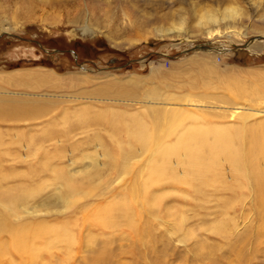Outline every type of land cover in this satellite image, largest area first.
Wrapping results in <instances>:
<instances>
[{"label": "rangeland", "instance_id": "374dc122", "mask_svg": "<svg viewBox=\"0 0 264 264\" xmlns=\"http://www.w3.org/2000/svg\"><path fill=\"white\" fill-rule=\"evenodd\" d=\"M240 105L264 109V0H0V222L54 225L98 206L99 216L142 229L89 234L79 218L73 253L57 242L38 264H97L104 250L105 264H264V113L231 117ZM183 137L194 159L219 160L218 170L158 185L159 151ZM44 154L71 174L98 161L89 181L76 173L71 185L105 195H81L64 213L24 215L22 206L19 219L7 216L15 195L39 192L28 205L50 195ZM10 240L0 233L5 250Z\"/></svg>", "mask_w": 264, "mask_h": 264}, {"label": "bare ground", "instance_id": "6f19581e", "mask_svg": "<svg viewBox=\"0 0 264 264\" xmlns=\"http://www.w3.org/2000/svg\"><path fill=\"white\" fill-rule=\"evenodd\" d=\"M85 25H86V23H85ZM173 25H171V26H173ZM167 28H169V26ZM86 29H87L86 27H83V31H85ZM171 29L173 31V27ZM161 33H166L167 34V30H166V32H161ZM140 38H142V36H140V35L138 36L137 35L136 39H140ZM42 76H44V75H42ZM48 77L50 78L51 76L48 75ZM36 78H38V76ZM52 79H54V78H52ZM149 102H150V104L154 103L152 101H149ZM194 105H196V104L194 103ZM196 106H198V105H196ZM199 106H200V104H199ZM212 106H214V105H212ZM258 111H261L262 113H264V109H262V110L256 109V108L253 109L250 106L241 107V105H240L239 107H235V112L234 113H231V114L229 113V114H230L231 117L241 118V119L245 120L244 119L245 117H249V116H252V115L255 116L258 113ZM244 115H245V117H244ZM84 125H85L84 123L80 124V126H84ZM60 134L62 135V133H60ZM140 135L141 134H137L136 136H140ZM66 137H68V136H66ZM69 137H71V136H69ZM88 139H89V137H88ZM142 142H143V147L142 148L146 149V145L144 144V141H142ZM142 142L139 141V143H142ZM24 146L27 147V145H25V143H24ZM73 146L76 147L75 144ZM133 147H135V145L131 146L128 150H126L127 153L126 152L124 153V155H123L124 164H122V169H120L121 174H119V176H117L116 178L111 180V183H114L115 181H119L123 177V175H124V173H123L124 169L123 168L125 167L127 162L130 160V158L129 159H127V158L130 157L131 155H133V153H132ZM138 147H137V149H138ZM30 148L32 149V147H30ZM182 150H183L184 155L186 156V158L184 160H182V161H184V163L182 161L178 160V159H175L177 157V155L179 154V152L180 151L182 152ZM34 151L35 150H33V151L31 150L30 154L32 152H34ZM36 151L38 152L39 149H37ZM130 151H131L132 154L130 153ZM197 151H198V149L192 148L189 145L187 139L184 138V137L175 146L172 143L171 144L166 143L165 146L162 147L161 151H159V156H158L159 158H157V156H155L157 158V160H156L157 163L154 165L155 166L154 167V171L156 172L158 177L161 176V178L157 180V184L161 185L164 182L165 183L166 182L169 183V182H172V181L173 182H177V181L180 182V181H182L184 179V177L182 176L183 173H185L187 171H190V173L192 171L193 172H198L199 173L198 175H200V174H202V171H204L203 169H201L203 166H206V168H205L206 171H213L215 168H216V170H218V168L220 166L219 160L218 161H216V160L215 161H211L210 159H203V158L199 159V160H196V159L193 158L194 157L193 154L195 152H197ZM191 152H193V153H191ZM128 153H129L130 156L128 155ZM37 154L38 153H36L33 156L37 157L39 155V154L38 155ZM70 154H71V158H72L73 157L72 156L73 153H70ZM70 154H69V156H70ZM168 154H171V156L170 155L168 156ZM174 154H176V156H173ZM200 154H202V153H200ZM46 156L44 154L43 157L45 159H43V161L40 162V163L42 164L41 166L44 167V168L49 166L51 168L50 172H53L52 175H53L55 181L52 182L53 189H52L50 195L47 196L44 199H41V200L39 199L41 202L37 203L36 205H32V204L28 205V203H25V202H27V200H29V199H33V198L35 199L37 196H39L40 193L37 192V191H36V194H31L32 192L27 193L26 191H24V192H22V193H20L18 195H15L14 198H13L14 200L11 202V204H7V206H5V208H7V210H8V212L6 213L7 216H12V218L19 219L21 217V215H22V214L20 215V209H21L22 206L25 207L24 208V215H32V216L35 215V213H38L37 209H39L40 207H42L43 209H46V211H55L56 213H64L69 208H71L73 204H75L77 199L81 198V195L82 196L86 195L85 196L86 199L88 197H93V196H94V198H92V199H95V198H97V197H99L101 195H105V190L104 189H103L104 191L98 192L96 194H93L90 191H88V192L84 191V193L82 194L83 191L78 190L79 186L71 185L73 183H76L75 180H73V178H75L74 175L76 173L83 175L84 179L89 181L88 179H90L91 175H90L88 167L89 166L90 167H96L99 164L98 161H94V160L90 159L86 163H83L82 166L78 168V170L74 169L73 170V174H71V173L65 172L63 169L55 168L54 167V163L50 162V160L47 159ZM57 156H58L57 160H61L59 153H57ZM57 156H56V158H57ZM196 156L197 155H195V157ZM180 157H181V155H180ZM206 157H208V156H206ZM48 158H50V157H48ZM229 159H231V157H229ZM229 159L227 160L228 162H229ZM256 161H258V159ZM237 162H239V161H237ZM106 164H108V163H106ZM128 164H129V162H128ZM179 164H181V166ZM231 165L233 166V164H231ZM236 165H238V164H236ZM237 167H235V168H237ZM114 169L117 171V169L115 167H114ZM235 170H238V169H234V170H232V172L234 174H237V172H235ZM239 170H241V169L239 168ZM216 172H218V171H216ZM233 173H232V175H234ZM238 173H240V172H238ZM108 174H110V172ZM257 176H260L259 171H257V173H256V177ZM196 177H197V175H196ZM203 177L204 176H201V179ZM33 178H34V176H33ZM208 178L213 179L212 176H210ZM191 181L193 182V180H191ZM99 182H100V180H99ZM257 183L259 184V182H257ZM62 187H63V190H62ZM258 195L259 194H257V196H255V197L258 198ZM262 201H261V203L258 204L259 206H257L256 210L261 215V216L260 215L259 216L263 218V222H264V201L263 202ZM31 203H33V202L31 201ZM257 203L258 202H255L256 205H257ZM78 206H82V205L80 204ZM95 209L100 211L98 206ZM97 210L95 211V214L90 216V217H77V215H79L78 212H77L78 213L77 215L74 214L75 216L71 214V217L65 218L66 220L65 219H60L59 222L57 220L56 221L57 223L55 222L54 225H46V224H44L41 221L33 220V225L31 227H29L30 225H27V224L23 225L22 223L19 226H17V223L16 222L13 223L12 220H11V224L8 223V222L3 223V220H2L0 222V233L1 232L8 233V235H10L12 240H10V242H9V244H10L9 250H5V248L3 246H0V264H14V262L16 260L18 261L16 264H38L42 259L48 258V257H45L44 255H48V256L52 255L53 245H56L57 247L59 246L57 242H64V245H65L64 248L68 249V254L71 255L73 253V252L71 253V249L73 247H75L77 244H79L78 242L80 241V237L77 236L78 234L74 233L77 228L79 229V226H78L79 225L78 220H80L79 218L85 219V222L88 221L89 226L87 225V230H88L87 232L89 234H91L89 230H91L93 227H94L93 230H95V228H96L97 230L100 231V233L104 232L105 229H109V230L112 229L115 233L116 232H117V234L120 233L122 237L130 236L132 238V237H138L139 235L142 234V232H141L142 229L139 226L134 225L130 220L123 219V220H121L120 223H116L110 217H104L103 218V217L99 216ZM259 210H263L262 213H260ZM21 212H23V211H21ZM79 212H81V211H79ZM72 219H74L75 225L71 226V224H70V226H69V222L71 223ZM260 225H262L261 222H260ZM75 227H77V228L75 229ZM231 227L233 228V224H232V226L231 225L228 226L226 229L217 230V231H220V232H222V233L227 235L229 230H231ZM176 228H177V226H176ZM78 231L80 232V229ZM36 236H43L42 244L40 246H37V247L34 245L33 241L31 240L32 238H34ZM183 237H186L185 233L183 234ZM90 240H94V239L91 238ZM90 240L87 239V243H90V245H91ZM52 241H55V242H52ZM97 248H98V246H97ZM236 250L237 249L235 248L234 251H235L236 255L240 259L244 260V262H247L249 257L244 256V254L242 255L241 253H238L239 251L237 250L238 251L237 252ZM105 251L106 250H104L103 253H101L99 258H95L92 261L96 262L97 264H105L106 261H107L105 257L108 255V253H106ZM242 252H243V250H242ZM96 253H99V252H96ZM67 258H68V256L65 259H61L62 264L67 262L66 261ZM70 258H68V259H70ZM2 259H4V262H1ZM85 264H86V262H85Z\"/></svg>", "mask_w": 264, "mask_h": 264}]
</instances>
